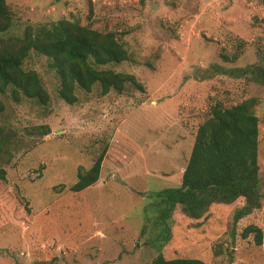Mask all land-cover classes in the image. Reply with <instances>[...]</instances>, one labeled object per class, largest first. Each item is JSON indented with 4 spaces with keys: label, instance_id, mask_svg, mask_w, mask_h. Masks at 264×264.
Returning <instances> with one entry per match:
<instances>
[{
    "label": "rangeland",
    "instance_id": "rangeland-1",
    "mask_svg": "<svg viewBox=\"0 0 264 264\" xmlns=\"http://www.w3.org/2000/svg\"><path fill=\"white\" fill-rule=\"evenodd\" d=\"M2 39L59 19L112 31L128 58L102 68L134 76L143 90L57 94L48 58L29 50L45 104L0 95V264H150L197 258L208 264H264V0H5ZM254 99L260 206L212 203L196 219L175 205L165 221L157 191L178 188L196 126L214 103ZM38 125L49 133L40 134ZM1 138V137H0ZM97 180L78 192L76 172L101 152ZM261 230V244L244 227Z\"/></svg>",
    "mask_w": 264,
    "mask_h": 264
},
{
    "label": "trees",
    "instance_id": "trees-1",
    "mask_svg": "<svg viewBox=\"0 0 264 264\" xmlns=\"http://www.w3.org/2000/svg\"><path fill=\"white\" fill-rule=\"evenodd\" d=\"M11 25L5 0H0V95L9 91L13 101L22 95L45 104L48 95L33 70L21 64L29 50L48 58V66L59 81L57 94L67 104L77 97L76 88L89 91L99 85L100 94L110 89L120 92L125 84L143 90L134 76L102 68L108 63H120L128 58L126 49L112 31H99L76 21L59 19L48 26H40L23 37L2 39ZM254 99L247 98L229 106L214 103L207 117L195 129L187 161L182 168L178 188H165L155 193L161 197L159 210L162 220L179 205L187 217L199 218L212 203L227 204L237 198L243 203L231 214V228L237 221L260 206L257 173V123ZM3 105L0 101V110ZM42 135L49 133L46 125H38ZM1 144L5 136H0ZM101 151L92 164L76 172V180L69 187L78 192L93 184L99 174L103 157ZM5 171L0 167V180ZM252 233L254 244H261V230L252 224L244 227L242 238ZM150 264H208L197 258H165L156 254Z\"/></svg>",
    "mask_w": 264,
    "mask_h": 264
},
{
    "label": "crops",
    "instance_id": "crops-1",
    "mask_svg": "<svg viewBox=\"0 0 264 264\" xmlns=\"http://www.w3.org/2000/svg\"><path fill=\"white\" fill-rule=\"evenodd\" d=\"M181 171H182V169H181Z\"/></svg>",
    "mask_w": 264,
    "mask_h": 264
}]
</instances>
